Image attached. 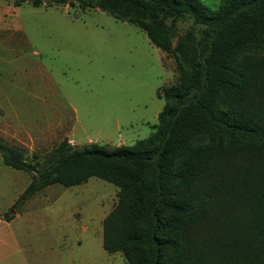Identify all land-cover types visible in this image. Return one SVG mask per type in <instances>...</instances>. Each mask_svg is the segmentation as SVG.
I'll list each match as a JSON object with an SVG mask.
<instances>
[{
  "label": "trees",
  "instance_id": "1",
  "mask_svg": "<svg viewBox=\"0 0 264 264\" xmlns=\"http://www.w3.org/2000/svg\"><path fill=\"white\" fill-rule=\"evenodd\" d=\"M96 7L143 29L171 55L175 82L151 133L130 145L62 139L42 161L0 142L30 173L17 197L98 177L117 187L102 247L123 264H264V0H13ZM198 26L173 41V23Z\"/></svg>",
  "mask_w": 264,
  "mask_h": 264
},
{
  "label": "rangeland",
  "instance_id": "2",
  "mask_svg": "<svg viewBox=\"0 0 264 264\" xmlns=\"http://www.w3.org/2000/svg\"><path fill=\"white\" fill-rule=\"evenodd\" d=\"M172 27L174 42L198 29L189 16ZM177 76L173 57L132 22L96 7L0 0V142L28 162H42L62 139L115 147L148 136L164 104L157 92ZM29 180L0 156V264L125 262L102 247L115 185L55 183L16 203Z\"/></svg>",
  "mask_w": 264,
  "mask_h": 264
},
{
  "label": "crops",
  "instance_id": "3",
  "mask_svg": "<svg viewBox=\"0 0 264 264\" xmlns=\"http://www.w3.org/2000/svg\"><path fill=\"white\" fill-rule=\"evenodd\" d=\"M4 223L7 224L6 221Z\"/></svg>",
  "mask_w": 264,
  "mask_h": 264
}]
</instances>
